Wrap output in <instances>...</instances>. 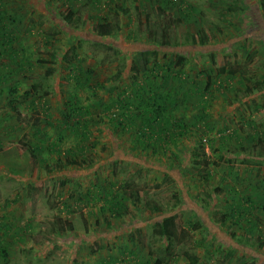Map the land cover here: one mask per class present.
Masks as SVG:
<instances>
[{
  "label": "rangeland",
  "instance_id": "rangeland-1",
  "mask_svg": "<svg viewBox=\"0 0 264 264\" xmlns=\"http://www.w3.org/2000/svg\"><path fill=\"white\" fill-rule=\"evenodd\" d=\"M62 1L0 0V15L7 18L14 37L0 56V76L4 80L9 75L8 83H0V250L6 249L7 254L0 256V264H133L135 259L161 264L194 260L198 264H264L260 235L264 229V16L260 0H182L183 12L175 3L178 0L167 5L163 0H126L129 16L115 13L108 0L96 5L79 0L81 4L74 2L78 12L71 25L62 18ZM120 1L115 0V6ZM97 16L107 17L102 24L113 28L114 35H96L95 27L101 26ZM195 33L206 34L208 42L200 48L189 45L187 39ZM156 35L163 44L179 43L186 49L162 55L168 50L153 45ZM71 45H76L83 68L92 69L106 90L117 70L124 73L128 68L135 50L151 46L159 59L183 62L188 73L207 68L217 75V69L226 65L235 75H221V82L226 78L225 95L214 86L213 98L205 99L210 131L204 122L199 123V129L189 135L193 138L178 139L165 153L143 154L131 150L130 132H109L104 119L106 126L90 127L85 140L88 162L83 167L59 168L57 163L70 161V156L43 151L39 162L32 147L41 141L55 142L58 133L65 132L58 123L68 92L76 89L84 104L93 102L90 89H79L65 79L63 57ZM10 52L24 63L23 68L9 61ZM127 83L123 75L113 93L99 88L94 99L109 104ZM11 85H15L12 94L6 90ZM26 91L30 94L24 95ZM9 100L12 106L7 105ZM197 109L190 107L180 115L190 122ZM47 121L58 125L54 128ZM64 137L62 152L79 143L73 134L66 132ZM200 139L204 153L198 148ZM93 142L96 145L90 148ZM84 157L75 160L82 162ZM112 189L124 191L127 197L119 217L100 208L104 203L98 196ZM132 191H138L141 200L136 205L131 204ZM245 195L259 202L253 213L258 226L252 233L235 228L232 236L215 220ZM154 204L158 212L152 210ZM211 206L214 210L205 216L202 208ZM173 214L179 231L170 244L156 225ZM188 220L194 222L190 229Z\"/></svg>",
  "mask_w": 264,
  "mask_h": 264
},
{
  "label": "trees",
  "instance_id": "trees-1",
  "mask_svg": "<svg viewBox=\"0 0 264 264\" xmlns=\"http://www.w3.org/2000/svg\"><path fill=\"white\" fill-rule=\"evenodd\" d=\"M78 1L79 0L62 1L65 6L64 11L62 12V18L70 25L76 20L75 17L78 8L74 9V2L79 3ZM124 1L126 0H121L116 6L115 0H108L107 3L110 2L114 5L115 13L118 12L120 14L124 12L129 16V13L126 12L124 8L126 4ZM163 1L162 4L164 3L167 5V2H171L172 0ZM178 1L175 3H178V9H181L179 11L183 12L182 0ZM34 3L35 2H33V4ZM84 3L96 5L99 3V0H85ZM259 3V8L262 10V16H264V0H260ZM145 8L147 7L143 6L144 11H146ZM230 9L232 8L230 7ZM96 18L99 21L107 19L106 16H97ZM99 23L101 26L95 27V33L97 36L106 37L115 34L113 28L106 26V24H102V21ZM6 24L7 18L0 15V56L5 54L4 50H8L9 45L14 41L13 32L12 30H8L9 28H7ZM119 30L120 28L118 31ZM187 40H189V45L199 46L200 48L208 42L209 38L206 34L201 37L195 33ZM153 42L155 47L162 46L168 50V52L164 50L162 55L171 52L173 53L176 49H179L180 51L186 49L185 47L182 48V45L179 43L175 45H170V43L163 44L158 35L154 37ZM76 48V45H71L68 52H66L63 57L66 64L64 69L67 70L65 79L68 82L73 81L74 86L79 89H90L93 102L84 104L83 99H81L79 93L76 92V89L73 93L68 92L64 108L60 113L62 121H59V125L47 121L52 127L55 128L58 125L65 132L58 133L59 135L55 142L45 144L41 141V143H34L32 147V151L36 157L35 159L39 158V162L40 160L42 161L41 155L43 151H47L50 154H56V156L61 154L68 158L70 156V161L68 160V162L57 163L59 168L66 164L83 167L86 161L88 162L84 157L88 147L85 145V140L89 138L90 127H98L99 129H102V127L106 126L104 119L108 121L107 123L109 127H106L105 129L109 132L117 133L118 130L122 133L130 132L132 143L131 150L139 151L143 154L150 153L153 155L159 152L165 153L168 147L171 144H175L178 139L192 135L194 133L193 131L199 129V123L201 124L204 122L205 129L210 131L212 127L206 122L207 118H209L207 117V115L209 116L207 112L209 107L205 104L207 101L205 99L208 97L213 98L214 86L218 90L221 89L220 92L225 95L224 92H226L227 88L224 86V80H226L227 76L232 77L235 75L234 70L226 65H222L217 69V75H211L212 70L207 68H202L196 71L194 70L188 73L185 71L183 62L174 59L170 61H166L162 58L159 59L158 52L152 51V48H147V50L137 49L132 54L128 68L124 70V73L117 70L111 78L108 90H106L105 86H102L95 80L94 71L92 69L83 68ZM187 49L190 48L188 47ZM190 51L191 50H189V52ZM7 56L9 61L16 63L19 68L24 67L23 62H18L16 60L15 53L10 52ZM51 58H54L55 60V55L51 56ZM7 68H9V65ZM80 72L84 73L85 76L81 75ZM123 75L128 79V83L124 87L120 89L118 88L114 101L107 104V102H104L101 98L94 99L97 96L96 93L99 88L105 89L106 91H109V93H113L114 90H116L118 82L123 79ZM221 75L226 77L222 79V82ZM8 77L9 75L3 80L2 76H0V78H2L0 83H2V81L8 83ZM6 90L12 94L15 91V85L7 87ZM29 94L30 92L28 91L24 92V95ZM12 102L13 100H9L7 105L12 106ZM30 103L33 105L34 101L31 100ZM190 107L198 108V113L194 116L192 121L186 122L184 117L180 114H182L181 111L189 109ZM110 127L111 129H109ZM66 132L78 137L79 143H77L78 145L75 148L73 147L66 150V152H62L60 143H63L65 140L66 137H64V135ZM235 132L236 131L233 130V133ZM257 138L258 137L255 139ZM194 143L197 142L194 141ZM95 145V142L89 144L90 148H94ZM198 148L200 149L199 151L204 153V143L202 142V139L198 142ZM79 155L85 158H82V162H80L81 160L78 162L75 160ZM146 159L147 158L144 156L143 160L145 162ZM105 191L106 190L102 191V196H98V199L104 203L100 208L102 210L107 209L110 211L112 217H119L124 210L123 208L127 200V197L122 195L124 191L119 192L117 190V192H114L113 189L109 192ZM130 196L131 204L136 205L141 202L138 196V191H132L129 197ZM258 203L259 202H257L252 195H245L241 198H237L236 202L231 204L230 210L226 214L219 212V216L215 221L221 227H225L232 236L235 235L233 232L235 228H242L247 230L248 233H252V231L258 226L257 222L254 220L256 217L253 214L258 209ZM192 206L196 207L194 205ZM202 209L205 216L214 210L212 206L209 208L203 207ZM152 210L158 212L159 208L154 204ZM164 211L167 212L168 210ZM160 212L163 211L160 210ZM176 218L175 214L168 215L156 225L158 228L157 232H159L165 240L169 241L170 244L176 239L177 232L179 231L175 221ZM192 223L191 220L186 221L188 229L193 226ZM260 235L261 238L264 239V229L260 230ZM0 256L2 258L7 257L6 249L2 248L0 250ZM228 256H231V252H228L227 257ZM110 264H112L111 261ZM133 264L161 263H152L149 259L144 261L135 259ZM191 264H198V262L194 260Z\"/></svg>",
  "mask_w": 264,
  "mask_h": 264
},
{
  "label": "crops",
  "instance_id": "crops-1",
  "mask_svg": "<svg viewBox=\"0 0 264 264\" xmlns=\"http://www.w3.org/2000/svg\"><path fill=\"white\" fill-rule=\"evenodd\" d=\"M183 212H185V211H183Z\"/></svg>",
  "mask_w": 264,
  "mask_h": 264
}]
</instances>
